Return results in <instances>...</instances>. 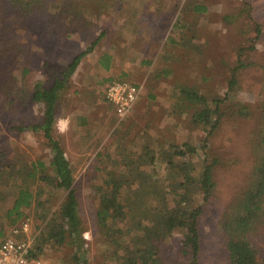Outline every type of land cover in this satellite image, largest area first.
Masks as SVG:
<instances>
[{"label": "rangeland", "instance_id": "rangeland-1", "mask_svg": "<svg viewBox=\"0 0 264 264\" xmlns=\"http://www.w3.org/2000/svg\"><path fill=\"white\" fill-rule=\"evenodd\" d=\"M193 1L125 0L116 11H103L96 17L87 15L93 24L88 30L72 26L68 36L49 39L46 32L49 12L18 13L11 0H0V62L7 78V83H0V147L9 152L10 158L24 153L30 160L50 163L44 131L26 128L39 124L43 111L42 104L26 99L30 94L28 81L44 80L43 62L65 67L100 33L104 34L85 57L68 89L61 93L55 111L54 134L74 176L82 246L78 249L65 244L57 248L45 243L41 230L58 213L60 198L44 221L36 218V200L26 212L31 220V234L37 236L46 264H116L110 257L111 247L97 232L94 212L99 206L97 188H105L103 181L107 174L118 169L117 149L125 147L136 156L147 145L156 148L158 144L168 150L170 145L184 142L205 145L219 161L214 171L215 189L199 221L200 260L202 264H229L222 246V216L228 204L248 186L252 167L251 141L264 91V0H195L206 9L198 16L192 13L189 2ZM256 23L261 27L258 37ZM183 26H192L198 32L195 42L202 44L203 55L193 54L189 58L184 51H175L173 45L163 55V43L169 36L175 40ZM154 52L150 59V53ZM106 54L112 56L109 69L101 65ZM142 59L151 60V65L146 66ZM239 61L244 67L237 70V83L228 92V80ZM161 66L169 72L158 81L149 80ZM25 68L29 72L23 76ZM82 74L96 81L108 77L113 81L119 77L129 82L136 80V84L142 85V92L132 114L119 121L103 97L110 83L98 85L91 80L92 90L79 88L77 78ZM181 84L208 96L228 95L221 108L222 123L212 136L206 138L201 126L193 123V116L201 108L186 100ZM150 93L153 98L147 107L145 98ZM193 158L196 160L197 155ZM4 195L5 189L0 188V202ZM188 195L187 200L194 206L202 203L197 192ZM172 197L177 201V197ZM0 204L6 210L10 206V202ZM122 204L128 205V200L124 199ZM1 219L0 241L10 229V220ZM181 240V234L175 232L165 243L161 256L165 264H186L179 253ZM77 256L82 262H77Z\"/></svg>", "mask_w": 264, "mask_h": 264}, {"label": "trees", "instance_id": "trees-1", "mask_svg": "<svg viewBox=\"0 0 264 264\" xmlns=\"http://www.w3.org/2000/svg\"><path fill=\"white\" fill-rule=\"evenodd\" d=\"M11 1L16 5L18 13L49 12L51 16L48 15L46 29L49 39H56L60 35L68 36L72 26L88 30L93 24L87 15L96 17L103 11H116L122 3H126L125 0ZM194 1L189 2L192 13L197 16L204 13L205 7ZM50 10L55 12L51 13ZM188 28L183 26L178 29L176 39L179 40L169 36L171 39L161 46L163 55L170 45L175 47V51H184L189 58L193 54L203 55L202 44L195 42L198 32L196 33L192 26ZM260 28L256 23L257 37L260 36ZM52 33L54 36H50ZM103 36L104 34L100 33L89 47L73 57L65 67L57 68L47 61L43 62L44 80H33L32 83L28 81L30 94L26 99L42 104L43 111L40 123L27 125L26 128L44 131L46 147L51 154L50 163L46 165L41 160H30L24 153L10 158L9 152L7 154L4 147H0V188L5 189L1 202H10L7 210L0 204V219L10 220V231L25 219H30L26 217V212L33 207L36 200V218L44 221L60 198L58 213L54 215L52 222L41 230L45 243L57 248L70 244L79 249L83 238L78 199L73 188L74 176L61 143L54 134L56 106L61 93L68 89L70 78L82 60L93 51ZM150 55L152 59L155 52ZM110 60V54L102 56V67L109 69L112 62ZM1 62L0 83L5 84L6 70ZM142 63L150 66L151 60L142 59ZM164 67H159L148 79H162L163 74L169 72ZM243 67L244 64L239 61L237 68L233 69L228 80V92L237 83V70ZM28 72L25 68L22 75ZM8 74L10 76L9 66ZM122 80L125 78L117 79ZM24 82L27 84L25 80ZM104 82L112 83L113 79L109 77L101 83ZM180 88L191 105L201 108L200 112L193 116V123L201 126L206 132V138L212 136L222 123L221 108L228 95L208 96L192 86L183 84ZM152 98V93L145 98L147 105H151ZM258 117L251 141L252 167L248 186L228 204L222 216V246L229 264H264V91L258 106ZM79 119L83 123L86 122L84 118ZM117 152L120 156L115 162L118 169L107 174L103 181L105 188H97L100 195L99 206L94 212L97 232L105 244L111 247L110 257L114 263L165 264L161 257L162 248L170 237L178 232L182 236L180 256L185 259L186 264H202L199 221L215 189L214 171L219 163L218 159L212 156L205 145H191L189 142L172 144L168 150L158 144L156 148L147 145L137 152L138 156L128 152L125 147H119ZM195 155L196 160L193 158ZM160 157L165 159L160 160ZM177 179H181L178 184ZM191 192H197L201 196V204L194 206L187 200L185 195L189 194L190 197ZM172 195L178 198L177 201H173ZM124 199L128 200V205L122 204ZM32 236V252L35 256L42 257L43 250L37 245V236L33 233ZM78 261L82 262L80 256H77Z\"/></svg>", "mask_w": 264, "mask_h": 264}, {"label": "built area", "instance_id": "built-area-1", "mask_svg": "<svg viewBox=\"0 0 264 264\" xmlns=\"http://www.w3.org/2000/svg\"><path fill=\"white\" fill-rule=\"evenodd\" d=\"M141 92L142 85L127 80L113 81L106 87L103 97L122 121L132 114ZM33 240L31 220L25 219L0 241V264H46L41 256L33 254Z\"/></svg>", "mask_w": 264, "mask_h": 264}, {"label": "crops", "instance_id": "crops-1", "mask_svg": "<svg viewBox=\"0 0 264 264\" xmlns=\"http://www.w3.org/2000/svg\"><path fill=\"white\" fill-rule=\"evenodd\" d=\"M85 59V58H84ZM84 59L82 60V62H81V64L79 65V67L77 68V70L83 65V63H84ZM111 65V64H110ZM77 70H76V72H77ZM76 72L73 74V76L70 78V83L72 82V80L74 79V76L76 75ZM125 75V74H124ZM109 78V77H108ZM77 79H79L78 80V82H79V84H81V86H79V88H84V89H93L92 88V82H90L91 80L92 81H96V80H94V79H90L89 77H87V75H85V76H83V74L82 75H80ZM106 79V78H105ZM88 80H89V82H88ZM104 80V78L101 80V81H96V83H98V85H100V83L102 82ZM136 80H134V82L132 81V83H135L136 84V82H135ZM131 82V81H130ZM65 127H66V125H65Z\"/></svg>", "mask_w": 264, "mask_h": 264}]
</instances>
